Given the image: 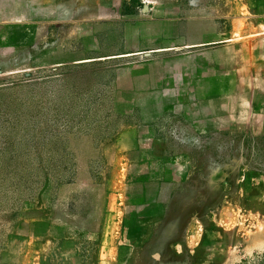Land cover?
Instances as JSON below:
<instances>
[{"label":"rangeland","instance_id":"1","mask_svg":"<svg viewBox=\"0 0 264 264\" xmlns=\"http://www.w3.org/2000/svg\"><path fill=\"white\" fill-rule=\"evenodd\" d=\"M158 5L204 9L230 39L102 56L123 43L114 20ZM78 49L94 59L62 62ZM202 71L225 91L209 133ZM261 73L264 0H0V264H264V112L241 93ZM132 126L153 134L168 184L148 220L102 227L110 166L92 152Z\"/></svg>","mask_w":264,"mask_h":264},{"label":"crops","instance_id":"2","mask_svg":"<svg viewBox=\"0 0 264 264\" xmlns=\"http://www.w3.org/2000/svg\"><path fill=\"white\" fill-rule=\"evenodd\" d=\"M177 7H179L177 9ZM162 5H158L148 16H130L123 14L121 18H117L111 24V27H119L124 38L121 45L116 46L109 53L102 56L105 57H126L130 55H140L149 53H163L174 51L178 53L184 47L196 48L212 45L229 40L224 34L223 27H219L220 18L216 15L212 16L206 10H197L196 14L191 17H184L183 9L176 5L174 12H166L162 9ZM218 24V25H217ZM119 29V28H117ZM229 31V30H228ZM62 62H83L94 59L86 54L84 49L77 51L71 50L63 53ZM66 56V57H65ZM202 71L198 75L201 82L196 88V94L205 96V102L198 103L199 119L204 122V131L213 132L216 127L214 124L213 110L211 103L214 102L215 94H224L221 91L220 83L216 81V76ZM245 89L241 91L244 95L255 96L251 102V111L255 115L258 112H264V75L256 74L255 78L248 79L244 83ZM194 92V88H193ZM203 100V101H204ZM197 107V106H196ZM229 110V108H224ZM249 110L246 108V111ZM229 115H222V118H228ZM242 120L254 121L252 116L248 119V115L240 113ZM242 122V121H241ZM258 125L254 122L253 127ZM223 127V126H220ZM143 127H129L121 131L116 138L102 150L92 152L91 158L102 154L106 163L110 166V175L107 183L101 186L104 192L105 216H100V225L115 224L120 222L124 217V224L129 228L135 217H143L145 220L149 217L154 206V201L162 187L167 186L165 165L160 161V156L156 151V142L153 140V134H149ZM89 172V170H88ZM85 171L84 176L88 174ZM157 192V193H156ZM139 207L136 214L132 208ZM150 207V209H149ZM152 207V208H151ZM131 208V210H127ZM126 214L120 215V212ZM140 221V220H139ZM130 222V223H129ZM126 227H124V230Z\"/></svg>","mask_w":264,"mask_h":264}]
</instances>
